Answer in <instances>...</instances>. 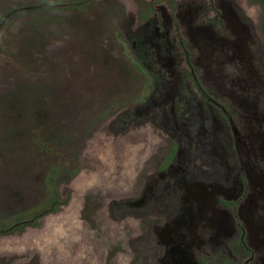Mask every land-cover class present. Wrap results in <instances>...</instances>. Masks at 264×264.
Returning a JSON list of instances; mask_svg holds the SVG:
<instances>
[{
  "label": "rangeland",
  "instance_id": "1",
  "mask_svg": "<svg viewBox=\"0 0 264 264\" xmlns=\"http://www.w3.org/2000/svg\"><path fill=\"white\" fill-rule=\"evenodd\" d=\"M117 1L0 0V252L6 262L173 264L165 243L189 216L187 209L174 210L172 197L166 202L154 193L173 188L187 142L180 140L174 161L159 170L171 133L141 104L146 91L124 43ZM225 9L230 40L217 39L216 48L205 41L212 61L205 75L218 78L204 83L229 103L236 147L251 153L249 140L240 141L236 101L251 105L255 45L234 8ZM194 41L197 51L203 41L187 43ZM233 59L249 80L242 71L231 73ZM243 83L245 92L238 88ZM191 178L197 189L211 183L195 170ZM180 183L187 193L190 184Z\"/></svg>",
  "mask_w": 264,
  "mask_h": 264
},
{
  "label": "flooded vegetation",
  "instance_id": "2",
  "mask_svg": "<svg viewBox=\"0 0 264 264\" xmlns=\"http://www.w3.org/2000/svg\"><path fill=\"white\" fill-rule=\"evenodd\" d=\"M121 3L122 36L146 91L140 97L141 104L148 108L147 117L155 118L158 120L155 124L171 133L168 160L159 170L174 161L180 140L187 142L182 172L169 184L173 191L160 186L154 193L155 199L166 202L172 197L174 210L187 209L189 216L181 219L172 243H165L173 251L171 262L264 264V0H121ZM228 5L234 8L255 45L251 48L255 74L253 83L247 85L252 89L251 105L236 101L237 130L243 137L240 141L249 140L251 153L236 147L229 103L217 99L208 89L210 85L204 83L218 78L205 75L212 64L208 58L211 49L205 47V41L209 40V46L216 48L217 39L230 40L222 20ZM190 39L203 41L202 47L196 48L197 54L193 46L200 43H187ZM234 61L238 63L232 60L231 73L242 71L241 79L249 80L244 75L247 70ZM245 87L243 83L238 88L245 92ZM231 97L243 99L241 94L232 92ZM249 121L251 124L246 123ZM247 127L248 132L253 129L250 139L246 136ZM217 133L221 137L212 138ZM192 170L209 175L211 179L206 184L211 183L204 185V189L194 188ZM180 181L190 184L187 193ZM181 253L188 254V259L180 258ZM7 263L12 262H6L0 252V264Z\"/></svg>",
  "mask_w": 264,
  "mask_h": 264
},
{
  "label": "crops",
  "instance_id": "3",
  "mask_svg": "<svg viewBox=\"0 0 264 264\" xmlns=\"http://www.w3.org/2000/svg\"><path fill=\"white\" fill-rule=\"evenodd\" d=\"M27 3H42V2H45L46 0H26ZM54 2H59V3H76V2H81L82 0H53ZM118 2V1H117ZM121 0H119L118 3H115V9L117 11L118 8L121 9V12H122V5H121ZM120 15V13H119Z\"/></svg>",
  "mask_w": 264,
  "mask_h": 264
}]
</instances>
